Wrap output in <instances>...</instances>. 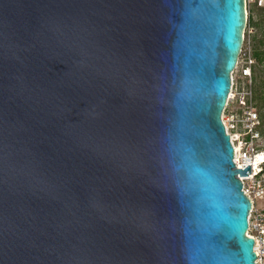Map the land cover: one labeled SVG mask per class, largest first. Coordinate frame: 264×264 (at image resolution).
<instances>
[{"label": "water", "instance_id": "water-1", "mask_svg": "<svg viewBox=\"0 0 264 264\" xmlns=\"http://www.w3.org/2000/svg\"><path fill=\"white\" fill-rule=\"evenodd\" d=\"M246 0H0V264H256L221 113Z\"/></svg>", "mask_w": 264, "mask_h": 264}, {"label": "built area", "instance_id": "built-area-1", "mask_svg": "<svg viewBox=\"0 0 264 264\" xmlns=\"http://www.w3.org/2000/svg\"><path fill=\"white\" fill-rule=\"evenodd\" d=\"M253 3L258 7H264V0H253ZM237 64L236 62L234 70ZM250 65L251 63L248 62L240 71V78L246 80L249 86L252 79ZM221 121L233 147L232 160L235 168L245 171L244 175H237L242 184L241 191L249 200L251 207L247 216L248 228L245 234L254 241L255 263L264 264V151L262 150L264 138L250 87L233 88L230 84Z\"/></svg>", "mask_w": 264, "mask_h": 264}, {"label": "rangeland", "instance_id": "rangeland-1", "mask_svg": "<svg viewBox=\"0 0 264 264\" xmlns=\"http://www.w3.org/2000/svg\"><path fill=\"white\" fill-rule=\"evenodd\" d=\"M245 10L247 22L243 31L241 53L238 55L237 68L230 75V80L233 88L250 87L264 138V7H258L253 0H246ZM256 53L259 55L255 56ZM248 62L251 63L252 70L250 86L246 80L240 78L241 68Z\"/></svg>", "mask_w": 264, "mask_h": 264}, {"label": "trees", "instance_id": "trees-1", "mask_svg": "<svg viewBox=\"0 0 264 264\" xmlns=\"http://www.w3.org/2000/svg\"><path fill=\"white\" fill-rule=\"evenodd\" d=\"M258 55H259L258 53L255 54V56H258Z\"/></svg>", "mask_w": 264, "mask_h": 264}]
</instances>
